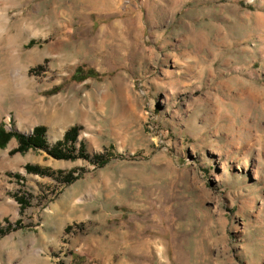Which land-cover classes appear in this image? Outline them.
<instances>
[{"label": "rangeland", "instance_id": "1", "mask_svg": "<svg viewBox=\"0 0 264 264\" xmlns=\"http://www.w3.org/2000/svg\"><path fill=\"white\" fill-rule=\"evenodd\" d=\"M0 128V264H264V0H0Z\"/></svg>", "mask_w": 264, "mask_h": 264}, {"label": "trees", "instance_id": "2", "mask_svg": "<svg viewBox=\"0 0 264 264\" xmlns=\"http://www.w3.org/2000/svg\"><path fill=\"white\" fill-rule=\"evenodd\" d=\"M33 138L28 137H19L20 144L25 145L23 148H20L21 150H25L28 146H34V147H40L44 145V142L42 141V133H43V127L42 126H36L33 129ZM9 132H5L4 129L0 128V139L2 136H4L5 139L9 137ZM77 135V127L72 126L69 129H67L61 140H58L50 149V153L56 157L62 158L64 157V153L60 148H68L71 147L72 142H74V139ZM2 144V143H1ZM18 149V148H17ZM70 150V149H69Z\"/></svg>", "mask_w": 264, "mask_h": 264}]
</instances>
